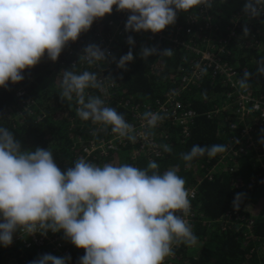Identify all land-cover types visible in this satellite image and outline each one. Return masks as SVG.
<instances>
[{
  "label": "clouds",
  "instance_id": "obj_1",
  "mask_svg": "<svg viewBox=\"0 0 264 264\" xmlns=\"http://www.w3.org/2000/svg\"><path fill=\"white\" fill-rule=\"evenodd\" d=\"M201 5L210 8L211 0H0V87L21 82L24 70L36 66L45 55L55 62L70 41L87 32L95 20L110 15L114 6L117 12L129 13L125 32L155 34L174 25L178 12ZM242 11L249 17L260 16L264 0H245ZM243 32L248 34L249 29L244 27ZM90 40L91 35L85 45ZM126 42L129 46L135 43L131 35ZM108 55L98 45L89 44L81 59L93 65ZM151 55L170 57L173 49L141 46V59ZM133 60L130 47L117 67L126 70ZM257 70L264 73V68ZM249 76L245 71L238 82L241 89L248 87ZM59 87L60 99L74 101L81 120L110 127L113 134L132 143L138 137L148 140L149 133H137L101 95L89 94V89H95L107 95L96 73L64 70ZM141 118L151 130L166 116L145 111ZM162 147L172 151L167 144ZM226 151L224 144H194L180 158L190 167L196 158H214ZM178 171V166L161 171L154 160L140 168L128 163L98 165L83 157L62 170L49 148H24L12 131L0 126V245L10 246L15 233L46 236L49 231L62 232L64 239L84 249L78 264H164L175 255V247L198 242L186 219L191 212L190 193ZM240 198L236 194L234 207ZM70 260V255L46 253L30 264H68Z\"/></svg>",
  "mask_w": 264,
  "mask_h": 264
},
{
  "label": "built area",
  "instance_id": "obj_2",
  "mask_svg": "<svg viewBox=\"0 0 264 264\" xmlns=\"http://www.w3.org/2000/svg\"><path fill=\"white\" fill-rule=\"evenodd\" d=\"M213 3L214 0H211V5ZM113 10L110 15L106 14L103 18L93 22L90 27L91 40L84 45L85 47L89 44H96L110 54L105 60L91 65L98 79L104 81L107 95L95 89H89L88 92L101 95L107 105H113L127 114L128 117L125 119L134 125L137 133H149L148 140L141 137H138L135 143L126 139L122 140L111 132L110 127L106 128L103 125L93 124L91 121L81 120L76 114L77 105L74 101H63L60 107L66 114L67 149L71 157L61 164L66 169L81 157L98 164L100 160L114 156L119 151H128L129 159L132 161L143 158L147 161L156 160L168 154L163 150V145L171 146L172 139L182 142L190 136L196 117L205 115L209 118L221 110H227V113L231 114L229 136L224 144L227 146V151L218 154L215 162L206 168L193 184L185 185L189 190L191 200V212L186 219L194 231L196 221L194 201L199 194V185L203 180H212L216 171L230 173L235 171L236 159L251 152L257 170L255 176L235 179L233 186L250 192L256 185H264V143L260 142L264 140V132H261V129H264V94L253 95L250 88L252 81L248 78V87L241 89L238 82L244 79V75L238 73L227 62L233 41L247 47L259 48L261 46L254 34L247 39L243 28L250 29L252 26L250 19H252V21L260 22L258 26H263L262 30L253 31L264 34V13L253 18L241 11L233 12L225 18L224 26L218 14L215 16L212 12V6L209 8L201 5L189 10L181 22H175L174 25L167 26L159 33L140 31L145 44L156 46L167 44L171 46L173 53L176 50L185 53L183 55L182 52L180 61H177L175 65L170 64L169 72L178 74L175 84L168 88L161 97L144 100L119 90L116 81L110 76L112 58L120 45L127 43L129 36V32L124 30L129 13L117 12L115 6ZM83 49L67 48L70 64L74 65L79 73L85 66H90L81 59ZM58 65H63V61L59 60ZM205 72L209 73L212 80L226 87L228 92L225 101L220 106L216 105L217 108L215 106L213 110L198 113L186 106L184 94L201 86ZM12 85L17 87L15 95L22 99V109L17 115L21 116L23 111L32 113L36 101L27 94L26 88L20 85V82L12 83ZM145 111L159 112L166 118L155 129L149 130L144 127L145 122L141 118ZM38 116L37 120H40L42 115ZM205 223L210 225L212 221H205ZM213 223H217L221 231L234 228L248 239L255 237L253 219L237 209L226 210ZM14 246L18 247L21 252L40 249L43 254L50 253L57 257L70 254V247L65 243L62 232L49 231L46 236L40 233L30 236L15 233L12 244L7 248ZM178 247H175V251ZM260 248L264 250V237H256V241L250 246L251 251ZM175 257L176 253L167 257L164 264H175L173 263Z\"/></svg>",
  "mask_w": 264,
  "mask_h": 264
},
{
  "label": "trees",
  "instance_id": "obj_3",
  "mask_svg": "<svg viewBox=\"0 0 264 264\" xmlns=\"http://www.w3.org/2000/svg\"><path fill=\"white\" fill-rule=\"evenodd\" d=\"M219 2L220 0H214L213 10H221ZM244 2L245 0H229L225 6L232 5V7L225 11V15L236 10H242ZM186 13L178 12L176 22H181ZM259 23L255 20L252 21L246 38L248 39L254 34L262 47L252 49L236 43L228 57L229 63L239 69L240 72L248 71L250 73L249 78L253 81L250 88L253 95L264 94V73L257 70L264 68V60H262L264 58V34L254 32L262 30L263 26H258ZM89 39V32H83L75 42L70 41L66 46L75 48L78 45H83ZM133 39L134 45L129 46L124 43L115 52L113 56L115 59L112 58L111 62L110 74L116 81L119 90L127 95H133L144 100L161 97L168 88L175 84L178 74L177 72L170 73L169 68L170 64L175 65L177 61H180L183 51L176 50L170 57L151 55L144 60L139 56L141 46H155L158 50L171 46L167 44L164 46L144 45L140 35H134ZM130 47L134 60L126 64V70L117 67V61L129 51ZM63 53L64 49L55 62L51 60V66L50 59L45 55L36 66L24 70V79L21 84L24 85L26 80L31 81L29 89L26 88L36 100V106L33 107L32 113L23 111L21 116L17 115L20 101L15 96L16 86L9 83L7 89L0 87V126L12 131L24 148L30 150H34L37 146L49 148L53 152L54 160L59 167L61 162L69 158L68 139H66V114L60 107L63 102L59 97L61 91L59 87L60 78L64 70L79 73L76 67L65 60ZM59 60L63 61L62 66L58 65ZM257 61L261 62L258 64ZM85 70L96 73L91 65L85 66L81 72ZM227 92L226 87L216 80H212L209 73L205 72L201 86L186 92L184 101L188 108L202 113L215 109L216 105L220 106L225 101ZM111 107L122 113L125 118L128 117L119 108L113 105ZM39 113L42 116L40 120H37ZM230 119L231 114L227 113V110H221L209 118L205 115H199L191 127L190 136L182 142L172 139L170 146L172 151L154 161L159 163L161 171L178 166V174L185 178L186 185L193 184L196 178L215 162L216 157L208 158L205 155L196 158L191 162L190 167H186L185 162L180 158V154L189 151L194 144L200 146L225 144L229 136ZM101 161L103 164L128 163L140 168L146 167L148 162L144 158L132 161L129 159L128 151H119L114 156L104 158ZM256 172V165L253 163V156L250 152L236 159L235 171L231 173L216 171L212 180H203L200 183L199 194L194 201L196 217L194 233L198 237V242L193 247L181 244L175 251L176 257L173 263L264 264V250L262 251L261 248L254 251L250 250V246L256 241V237H264V185H256L250 192L244 188L233 186L235 179H246L255 176ZM238 193L241 194V198L234 207L233 201ZM228 209H237L240 213L253 219L254 238L248 239L234 228L221 231L219 225L213 223ZM205 221H212V223L208 225ZM64 241L70 247L71 260L68 264H78V258L84 255V249L76 248L67 239ZM42 254L40 249L21 252L16 246L7 248L0 245V264H30L32 260L37 259Z\"/></svg>",
  "mask_w": 264,
  "mask_h": 264
},
{
  "label": "water",
  "instance_id": "obj_4",
  "mask_svg": "<svg viewBox=\"0 0 264 264\" xmlns=\"http://www.w3.org/2000/svg\"><path fill=\"white\" fill-rule=\"evenodd\" d=\"M237 11H241L242 13H243V11L242 10H236V11H234V12H237ZM231 13H233V12H231ZM231 13H229V14H227V15H225V17L224 18H221V21H222V25H224L225 26V18H227V16L228 15H230ZM245 14V13H244ZM218 16H219V14H218ZM250 21L252 22V19H250ZM88 32H89V34L91 35V33H90V29L88 30ZM86 43V42H85ZM85 43L83 44V45H78L77 47H75V48H73V47H65L64 48V53H63V55H64V58H65V60L67 61V62H69L70 63V60L68 59V50H67V48H71V49H74V50H78V49H80V48H84V45H85ZM236 43H238L237 41H233L232 42V44H231V51H232V49L235 47V44ZM262 47V45L259 47V48H261ZM246 48H252V49H254V47H247L246 46ZM259 48H257V49H259ZM230 51V52H231ZM228 63H229V61H227ZM230 64V63H229ZM232 67H234L232 64H230ZM59 66H62V65H59ZM75 67V66H74ZM235 68V67H234ZM237 69V68H236ZM238 70V69H237ZM242 73V72H241ZM243 75H244V72L242 73ZM248 79H250L249 77H248ZM251 80V79H250ZM252 81V80H251ZM251 84H253V81L251 82ZM251 84H250V86H251ZM17 89V88H16ZM26 91H27V94L31 97V98H33V96H32V93L28 90V89H26ZM16 96V95H15ZM17 97V96H16ZM18 99H19V107H18V109H17V113H18V111L20 110V109H22V99L21 98H19V97H17ZM34 99V98H33ZM36 101V100H35ZM42 113V112H41ZM41 113H39L38 115H40ZM66 139H67V124H66ZM71 156H70V154H69V158H70ZM68 158V159H69ZM67 159V160H68ZM64 161H66V160H64ZM98 165H103V162L100 160L99 162H98ZM60 168L62 169V170H64L65 168H64V166L62 165V164H60Z\"/></svg>",
  "mask_w": 264,
  "mask_h": 264
},
{
  "label": "rangeland",
  "instance_id": "obj_5",
  "mask_svg": "<svg viewBox=\"0 0 264 264\" xmlns=\"http://www.w3.org/2000/svg\"><path fill=\"white\" fill-rule=\"evenodd\" d=\"M229 0H220V2H219V8L221 9V10H213V8H214V6H212V12L215 14V16H216V14H219V18H224L225 17V11L226 10H229V9H231V7H232V5L231 6H225V4L228 2ZM129 35H131L132 37L134 36V35H140L141 36V38H142V42H143V44L144 45H148V43H144V37H143V35H142V33L141 32H129ZM117 42H121L120 40H117ZM49 62H50V66H51V64H52V61L51 60H49ZM56 66V65H55ZM236 69V68H235ZM237 70V69H236ZM237 72L238 73H240V74H242L240 71H239V69L237 70ZM243 75V74H242ZM110 76H111V74H110ZM112 77V76H111ZM113 78V77H112ZM30 83H31V81L30 80H26L25 82H24V85H25V87H27L28 89H29V87H30ZM20 85H22L21 84V82H20Z\"/></svg>",
  "mask_w": 264,
  "mask_h": 264
}]
</instances>
